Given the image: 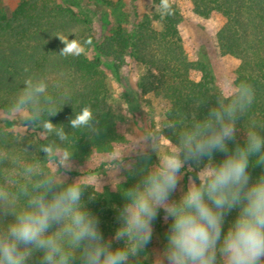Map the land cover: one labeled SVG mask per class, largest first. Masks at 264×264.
Segmentation results:
<instances>
[{
	"label": "trees",
	"instance_id": "trees-1",
	"mask_svg": "<svg viewBox=\"0 0 264 264\" xmlns=\"http://www.w3.org/2000/svg\"><path fill=\"white\" fill-rule=\"evenodd\" d=\"M129 1L135 16L132 22L120 11L121 3L112 0H84V3L80 0H17L11 9L0 0V113L10 116V119L0 120V151L10 156L0 165V179L25 163L51 168L40 147L53 141L61 152L71 155L70 161L85 159L93 153L112 152L119 140V117L109 104L111 92L104 69L110 68L117 75L126 59L142 68L137 93L161 98L167 105L165 120L176 125V132L189 123L187 118L193 113L203 119L208 108L216 105L218 97L226 104L237 99L242 85L251 86L254 98L237 122V140L243 145L244 131L253 121L264 126V0L190 1L191 11L196 16H216L220 20L215 38L218 52L239 60L232 74L234 91L230 94L224 93L213 57L205 45L199 44L196 59L189 60L179 28L182 15L176 5L170 0H152L157 11L142 15L136 0ZM58 36L75 40L81 51L60 54L66 44ZM54 71H61L63 75L52 78ZM192 72L199 73V80L191 77ZM29 77L34 83L40 80L47 83V94L54 104L48 106L46 94L39 93L35 107L41 111L46 109L43 120L49 119L54 125L64 127L68 139L63 144L55 133L46 136L39 124L26 128L20 117L14 116L18 93L26 87L23 83ZM83 107H89L96 117V133L71 128L70 119ZM48 108L56 111V115L47 116ZM17 129L23 132L18 133ZM163 133L176 142L172 129L165 128ZM234 147V142H229V148ZM223 158V153L214 154L217 163ZM133 160L138 161L137 168L158 163L153 154L148 161L139 156ZM105 165L107 163L101 166ZM186 170L185 188L188 177L194 175ZM249 172L254 181L264 174V166L250 162ZM71 175L77 176L78 172ZM140 178L138 172L130 174L125 170L114 190L96 189L82 183L86 188L82 199L86 208L99 218L106 240L114 236L119 226L116 216L125 203L123 190L134 186ZM237 211L226 217L225 231ZM163 217L164 212L160 210L153 224L152 241L142 253V264H158L156 259L166 246V232L171 223ZM11 220L9 216L4 222ZM123 243L114 242L113 247H122ZM40 255L35 254L28 264H37Z\"/></svg>",
	"mask_w": 264,
	"mask_h": 264
},
{
	"label": "clouds",
	"instance_id": "clouds-1",
	"mask_svg": "<svg viewBox=\"0 0 264 264\" xmlns=\"http://www.w3.org/2000/svg\"><path fill=\"white\" fill-rule=\"evenodd\" d=\"M58 37L66 44L60 54L81 51L75 40ZM23 84L13 107L21 124H39L46 136L55 133L63 144L68 139L64 127L43 120L46 109L35 107L39 93L46 94L48 106L54 104L47 83H34L29 77ZM253 98L251 86L242 85L237 99L226 104L218 97L203 119L193 113L179 132L172 122L146 130L137 156L148 161L155 153L156 164L137 168L138 161L125 162L128 153L113 156L116 168L138 172L141 178L123 190L125 203L116 216L119 226L107 240L99 218L82 199L86 188L79 179L67 180L71 155L54 141L41 145L51 168L25 163L0 179V264H28L37 253V264H142L160 210L171 223L158 264H264V174L253 181L249 172L250 162L264 166V126L253 121L244 131L243 145L237 140V122ZM54 115L56 111L48 108L47 116ZM97 125L89 107L70 119L72 129L96 133ZM165 128L173 130L175 143L164 135ZM162 139L168 144L160 154ZM229 142L235 147L230 149ZM215 153L224 154L218 163ZM9 159L0 151V165ZM185 169L194 175L179 199H173ZM234 210L237 215L225 231V219ZM9 216L12 220L5 223ZM120 241L123 246L114 248Z\"/></svg>",
	"mask_w": 264,
	"mask_h": 264
},
{
	"label": "rangeland",
	"instance_id": "rangeland-1",
	"mask_svg": "<svg viewBox=\"0 0 264 264\" xmlns=\"http://www.w3.org/2000/svg\"><path fill=\"white\" fill-rule=\"evenodd\" d=\"M80 1L84 3V0ZM112 1L121 3L120 11L126 16L128 22H132L135 19L130 9L129 0ZM190 1L170 0L171 3L179 8L182 15V22L179 28L188 58L194 61L198 45H205L213 57L215 69L218 71L224 93L230 94L234 91L232 74L237 68L239 60L229 55L222 56L218 52L215 38L221 25L220 20L216 16L209 18L196 16L191 11ZM16 3L17 0H4V4L10 9ZM135 4L142 15H151L157 11L152 0H136ZM104 71L111 92L109 104L112 111L119 117V140L114 144V149L110 153H93L85 159L71 161L72 168L65 174L68 181L79 179L81 184H87L96 189L108 187L114 190L121 181L125 169H118L113 165V156L128 153L125 156V162L132 161L137 156V149L141 146L145 131L157 130L166 123L164 114L167 110V105L161 98L152 94L139 95L137 93L136 84L142 74V68L138 63L126 59L125 63L119 66L117 75L110 68H105ZM61 75H63L61 71H54L51 77L55 78ZM191 77L194 80H199L200 75L197 72H192ZM14 116L18 115L14 113ZM2 119H10V116L0 113V120ZM16 132L22 133L23 129H17ZM167 144L168 142L165 139L161 140L160 154L163 153ZM151 154L155 155V153ZM102 163H107V165L101 166ZM72 172H78V175L73 176L71 175ZM182 189L186 190L183 184V177L179 182L177 191L173 195V199H179Z\"/></svg>",
	"mask_w": 264,
	"mask_h": 264
}]
</instances>
